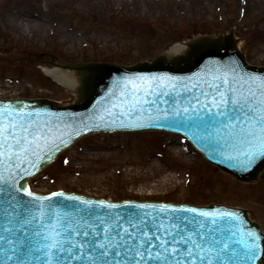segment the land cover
I'll return each instance as SVG.
<instances>
[{
	"label": "water",
	"instance_id": "water-1",
	"mask_svg": "<svg viewBox=\"0 0 264 264\" xmlns=\"http://www.w3.org/2000/svg\"><path fill=\"white\" fill-rule=\"evenodd\" d=\"M121 65L85 61L78 100L0 99V264H264L246 210L31 192L28 180L94 131L166 130L243 181L264 169V66L230 33ZM175 46V45H174Z\"/></svg>",
	"mask_w": 264,
	"mask_h": 264
},
{
	"label": "rangeland",
	"instance_id": "rangeland-1",
	"mask_svg": "<svg viewBox=\"0 0 264 264\" xmlns=\"http://www.w3.org/2000/svg\"><path fill=\"white\" fill-rule=\"evenodd\" d=\"M25 16L33 21L22 27ZM231 31L248 62L264 66V0H0V96L70 104L78 99L81 76L76 73L79 82L71 89L44 68L84 61L132 65L198 35ZM126 169L152 171L150 183L165 179L167 185L143 190L144 177ZM31 185L41 192L63 189L113 200L224 203L247 209L264 230V171L255 181H239L179 133L88 134Z\"/></svg>",
	"mask_w": 264,
	"mask_h": 264
},
{
	"label": "bare ground",
	"instance_id": "bare-ground-1",
	"mask_svg": "<svg viewBox=\"0 0 264 264\" xmlns=\"http://www.w3.org/2000/svg\"><path fill=\"white\" fill-rule=\"evenodd\" d=\"M21 23L19 22V25L22 27H27V24L32 22L33 20L29 19L28 17H24L20 19ZM175 46H172L169 51H171V49H175L176 51L180 52L182 51V49L185 48L184 43H176L174 44ZM44 71L46 72V74L48 76H50L53 80H55L56 82H58L59 84L67 87V88H71V89H75L78 85L79 82V76H77V72H75L74 70H66L63 69L59 66H55L54 68H44ZM64 104V103H61ZM73 155H75L74 153H72ZM178 154L181 155L180 152H178ZM144 171V170H142ZM134 172L133 170H131L130 172L128 171V169H126V173L131 175L132 177H144L145 183H143V186L141 187L143 190H148L151 189L154 192H158L161 189V186H166L167 185V180L165 179H158L156 181V183H150V181L152 179H155V174L152 171H145V172ZM111 199V198H109ZM113 200V199H111Z\"/></svg>",
	"mask_w": 264,
	"mask_h": 264
}]
</instances>
